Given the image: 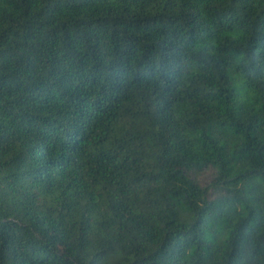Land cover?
Returning a JSON list of instances; mask_svg holds the SVG:
<instances>
[{
	"label": "trees",
	"instance_id": "16d2710c",
	"mask_svg": "<svg viewBox=\"0 0 264 264\" xmlns=\"http://www.w3.org/2000/svg\"><path fill=\"white\" fill-rule=\"evenodd\" d=\"M0 264H264V0H0Z\"/></svg>",
	"mask_w": 264,
	"mask_h": 264
}]
</instances>
